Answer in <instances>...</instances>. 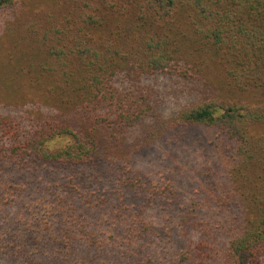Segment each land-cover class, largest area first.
Returning <instances> with one entry per match:
<instances>
[{
	"label": "trees",
	"instance_id": "trees-1",
	"mask_svg": "<svg viewBox=\"0 0 264 264\" xmlns=\"http://www.w3.org/2000/svg\"><path fill=\"white\" fill-rule=\"evenodd\" d=\"M18 2L0 0V11ZM104 8L118 12L112 2ZM59 10L43 24L51 63L39 71L54 77L59 103L78 110L50 124L0 111V264H129L111 243L117 235L131 240V264H264V105L213 98L171 118L218 143L213 178L224 181L194 199L171 176L149 182L134 167L147 147L122 135L146 113L131 105V80L115 83L131 67L171 73L180 48L170 19L182 10L188 37L213 50L233 90L264 98V0H138L133 28L104 36L91 3L79 19ZM58 139L68 141L52 147ZM41 179L59 183L31 186Z\"/></svg>",
	"mask_w": 264,
	"mask_h": 264
},
{
	"label": "rangeland",
	"instance_id": "rangeland-1",
	"mask_svg": "<svg viewBox=\"0 0 264 264\" xmlns=\"http://www.w3.org/2000/svg\"><path fill=\"white\" fill-rule=\"evenodd\" d=\"M83 2L91 3L92 13L103 24L97 25L98 36L115 30L118 25L116 31L126 32V28H133L131 25L138 15V0H19L16 7L0 11V111L6 118L14 122L18 119L29 122L35 118L50 124L51 119L57 121L76 117L73 112L78 110L75 107L79 103L67 105L69 108L61 105L54 77L39 71V66L51 63L43 52L40 34L48 28V25H43L47 16L58 6L60 10L56 17L66 13L68 18L79 19L83 14ZM108 2L116 5L118 12L104 8ZM188 16L182 10H174L170 19L172 36L180 48L175 55L178 64L174 63L171 73L139 72L131 67L121 71L115 83L131 80V105L141 103L146 113L142 120L135 122L122 135L131 144L143 141L142 144L147 147L134 158V167L146 175L149 182L161 183L171 176L182 185L180 191L185 190L196 199L201 192L210 190L207 182L224 181L219 177L221 173L218 179L213 178L215 168L212 166H216L213 147L218 143L208 130L178 128L171 118L184 108L213 98H242L253 106H263L264 98L252 90L243 93L233 90L227 82L226 68L213 50L200 45L196 38L188 37L191 19ZM40 22L43 26H32ZM149 85L152 88L142 93V89ZM67 141L58 139L50 145L62 146ZM221 166L219 163L218 167ZM58 183L41 179L31 186L43 188L46 184L53 186ZM184 196L193 201L190 196ZM203 206V210L210 209L206 203ZM119 242L123 247L117 251L128 256V263L131 264V240L117 235L111 241L114 245ZM143 249L148 253L147 247L143 246ZM106 255L103 254L101 259L108 262L110 258Z\"/></svg>",
	"mask_w": 264,
	"mask_h": 264
}]
</instances>
